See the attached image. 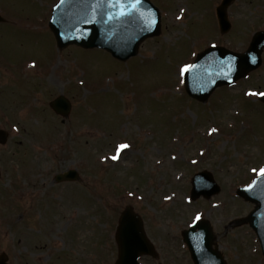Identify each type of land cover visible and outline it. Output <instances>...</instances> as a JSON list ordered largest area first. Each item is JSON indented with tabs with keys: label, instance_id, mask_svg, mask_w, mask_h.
<instances>
[{
	"label": "rangeland",
	"instance_id": "374dc122",
	"mask_svg": "<svg viewBox=\"0 0 264 264\" xmlns=\"http://www.w3.org/2000/svg\"><path fill=\"white\" fill-rule=\"evenodd\" d=\"M53 1L0 0L7 20L0 24V129L10 135L0 146V209L8 212L0 211V254L12 264H52L53 258L70 264L82 254L87 264H114L117 222L129 206L158 252L157 260L145 257L141 264H192L182 231L197 214L213 225L228 264H264L248 226L224 231L254 208L236 190L256 177L253 169L264 168V104L256 95L264 91V62L205 104L182 94L180 74L181 65L211 44L245 51L253 33L264 29V0H238L226 36L217 29L216 0H151L161 9L162 35L127 63L98 49L59 52L47 21ZM62 94L73 98L64 124L49 107ZM121 144L129 147L118 153ZM72 169L80 185L53 184ZM205 170L221 194L194 201L191 179ZM74 195L82 206L73 205L75 214L60 223L55 208ZM51 198L48 210L41 208ZM15 204L17 214H29L17 225ZM33 212L37 221L29 228ZM23 224L25 240L36 232L31 242H22ZM56 238L72 253L55 255L64 247Z\"/></svg>",
	"mask_w": 264,
	"mask_h": 264
},
{
	"label": "water",
	"instance_id": "95a60500",
	"mask_svg": "<svg viewBox=\"0 0 264 264\" xmlns=\"http://www.w3.org/2000/svg\"><path fill=\"white\" fill-rule=\"evenodd\" d=\"M96 2L97 0H66L63 5L55 8L51 27L60 49L69 45L85 49L103 48L115 58L124 61L136 54L139 45L146 38L159 34L158 19H155L154 15L150 16L152 7L147 0L141 5L143 15L133 13L124 17L118 16V9H113L110 5L102 4L97 8ZM231 2L232 0H225L217 9L222 33L228 32L231 27L226 13ZM148 18L153 21L151 24L148 23ZM263 49L264 33H258L248 51L242 55L230 53L222 48L206 51L199 56L196 67L189 72V81L196 87L194 91H198L196 96L206 99L216 87L233 83L259 68ZM203 89L207 90L203 91L206 93L204 96L201 93ZM188 91L191 92L189 89ZM53 108L63 115L69 112V107L63 100H57ZM6 139L7 135H3L1 142L5 143ZM68 176L73 179L76 175L71 172ZM260 181L261 178L251 190H239V195L257 205L244 223H249L257 232L264 251V186ZM193 185L194 199L201 195L209 198L219 193V188L209 174L197 175ZM209 233V224L205 221L184 233L195 264H207L206 260L213 258L205 251L210 249L207 245ZM117 240L120 246L118 264H137L140 255L153 253V246L145 236L143 223L131 209H126L120 218ZM0 264L5 262L1 261Z\"/></svg>",
	"mask_w": 264,
	"mask_h": 264
},
{
	"label": "snow or ice",
	"instance_id": "6c2138e0",
	"mask_svg": "<svg viewBox=\"0 0 264 264\" xmlns=\"http://www.w3.org/2000/svg\"><path fill=\"white\" fill-rule=\"evenodd\" d=\"M66 2V0H60V4L57 5V7H60L61 5H63ZM143 3V0H97L96 2V7H100L102 4H106V5H110L111 8L113 9H118V16L120 17H124V16H130L133 13H139L141 15H143V13H141V5ZM153 21L148 18V23L151 24ZM196 67V65H185L182 69H181V74L187 73L192 71L194 68ZM256 95H260V96H264V93H256ZM212 131H215V129H212ZM129 145L127 144H121L119 145L118 148V153L119 151H122L126 148H128ZM118 155L117 156H113L112 159H118ZM253 172H257L259 176L261 177V185L264 186V168H260L259 170L257 169H253ZM257 182L254 181L252 184H250L248 186V188L251 190L253 188L256 187ZM262 190H264V188H262ZM200 219V215L197 214V216L195 217V220L198 221Z\"/></svg>",
	"mask_w": 264,
	"mask_h": 264
}]
</instances>
